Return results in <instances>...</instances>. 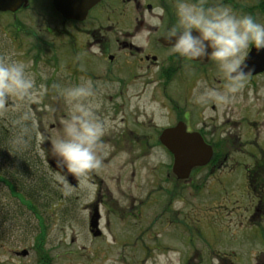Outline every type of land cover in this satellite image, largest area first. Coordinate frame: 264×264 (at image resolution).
Here are the masks:
<instances>
[{
    "label": "flooded vegetation",
    "instance_id": "flooded-vegetation-1",
    "mask_svg": "<svg viewBox=\"0 0 264 264\" xmlns=\"http://www.w3.org/2000/svg\"><path fill=\"white\" fill-rule=\"evenodd\" d=\"M30 1L15 12L0 13H7L15 19L16 13L25 9ZM215 2L208 0L210 4ZM223 2L240 13L264 18V0ZM43 3V8L38 5L42 11L47 9L49 15L60 19L62 24L75 27L72 28L74 34L61 29L54 35L56 32L49 27L42 30L50 35L51 41L55 37L61 40L63 34L66 35L65 50L72 61L65 64L66 79L61 78L59 82L69 86L91 81L95 87V99L110 102L107 108L98 109L99 116L107 123V132L100 145L102 167L90 177L93 194L85 205L89 218L94 212L98 214L94 229L98 235L94 236L88 226L92 240L102 241L105 246L114 244L115 237L107 241L104 233V230L112 228L110 217L118 218L124 226L128 218L139 220L143 214L142 207L148 202L159 203L160 198L157 197L161 186L153 175L149 181L143 178L136 181L135 188L141 198L128 189L124 191V154L129 156L128 163L133 164L159 150L167 156L165 179L172 183L167 190L169 200L161 211L169 213L170 222L175 221L177 215L171 205L178 188L192 185L196 172L206 168L212 171L214 167L221 169L227 165L244 166L242 178L238 180L239 194L247 199L245 213L240 214L242 219L239 221L244 234L239 235L241 238L232 239L227 246L224 239L211 242L206 239V244L201 243L199 259H194L195 254L188 257L185 264H264V143H261L260 132L257 131L264 125V120L241 115L240 109L221 110L215 103L206 106L193 103L194 90L204 86L219 88L223 80L215 74L211 61L188 66L171 54L164 34L165 28L175 19L174 0H98L82 19L62 16L54 9L52 0H43ZM159 9L165 11L164 16H160ZM36 10L45 16L40 8ZM158 19L160 24L156 23ZM108 33H115V39H110ZM62 43L61 40L57 47L61 48ZM263 76L264 71L249 75L248 80ZM172 128L186 134H198L212 149L208 163L194 167L186 179H177L172 173L173 154L161 141L162 132ZM114 162L120 171L115 178L110 172L106 173L108 165ZM57 171L67 181L66 172L61 168ZM232 183L237 187L234 181ZM78 185L79 181L74 178L73 186L78 188ZM146 186L148 191L143 197ZM222 189L228 192L225 185ZM158 216L160 213L151 222H157ZM152 247L151 250H157L160 247L158 241ZM15 255L20 256L21 252L16 251ZM151 255L146 253V258ZM97 257L95 253L93 258Z\"/></svg>",
    "mask_w": 264,
    "mask_h": 264
},
{
    "label": "rangeland",
    "instance_id": "rangeland-1",
    "mask_svg": "<svg viewBox=\"0 0 264 264\" xmlns=\"http://www.w3.org/2000/svg\"><path fill=\"white\" fill-rule=\"evenodd\" d=\"M43 4V0L30 1L25 9L16 13L15 19L7 13H0V61L25 63L37 84L34 98L24 102L11 97L8 99L0 108V123L14 122L22 112L30 113L38 129L37 142L44 144V150H38L43 155V172L52 181L59 198L56 200L54 195L53 198L48 197L49 204L40 215L42 222H39L25 207L21 208V215L18 216L5 213L2 209L5 199L0 195V264H185L186 259L195 254L194 259H199L202 255L201 243L206 244V239L209 242L224 239L223 243L227 246L232 239L241 238L239 235L244 231L240 229V214L245 213L247 199L239 194L238 180L242 178L244 166L227 165L221 169L214 167L212 171L206 168L196 172L192 185L178 188L171 205L177 215L175 221L170 222L169 213H161L163 205L169 200L167 190L172 187V183L165 179L167 156L163 151L154 150L150 156L133 164L128 163L129 156L124 154V191L128 189L141 198L135 188L136 181L138 178L149 181L155 177L161 186L157 197L160 198L159 203L148 202L142 207L140 219L128 218L124 226L118 218L110 217L112 228L104 230V233L107 241L115 237L114 244L105 246L102 241L92 240L88 230L89 212L85 205L92 198L93 187L89 184L81 186L79 182L76 188L49 165L50 160L55 163L50 155V140L61 129V122L67 116L66 106L54 85L68 86L62 85L59 80L66 79L65 64L72 59L67 57L65 50L66 35L60 38L63 43L59 48L57 45L61 40L55 37L51 41L50 35L42 30L49 27L56 32L54 35L61 29L74 34L72 28L75 27L62 24L60 19L50 16L47 9L42 11ZM36 8H40L45 16L39 14ZM255 18L264 23L263 17ZM115 35L107 34L113 40ZM96 101L99 109L110 106V102ZM219 107L224 111L240 109L241 115L264 120V76L249 79L235 103ZM257 131L260 132L261 143H264V125L259 126ZM117 165L115 162L109 164L106 173L110 172L115 178L120 173ZM110 169L116 170L111 173ZM223 185L227 187V193L222 189ZM147 191L148 186L143 188V197ZM7 202L10 203V200ZM157 213H160L157 222H151ZM245 234L248 235V231ZM155 239L160 247L151 250ZM22 250L27 251L26 256L15 255L16 251ZM95 253L97 258H93ZM146 253L152 255L146 258Z\"/></svg>",
    "mask_w": 264,
    "mask_h": 264
},
{
    "label": "clouds",
    "instance_id": "clouds-1",
    "mask_svg": "<svg viewBox=\"0 0 264 264\" xmlns=\"http://www.w3.org/2000/svg\"><path fill=\"white\" fill-rule=\"evenodd\" d=\"M158 11L160 16L165 15L163 9ZM173 15L174 22L165 28L164 34L171 54L188 66L211 61L223 80L219 88L204 86L194 90L193 103L201 106L235 103L252 70L246 63L248 50H264V23L251 14L234 10L223 0L214 4L208 0H174ZM156 23L161 21L158 19ZM54 87L66 106L67 116L50 140V155L58 168L76 178L81 186H87L91 175L102 167L100 145L107 123L98 114L99 104L91 81ZM36 92V81L25 63L0 61V108L10 97L24 102L34 98ZM30 122L31 115L26 111L15 121L14 147L27 145Z\"/></svg>",
    "mask_w": 264,
    "mask_h": 264
},
{
    "label": "trees",
    "instance_id": "trees-1",
    "mask_svg": "<svg viewBox=\"0 0 264 264\" xmlns=\"http://www.w3.org/2000/svg\"><path fill=\"white\" fill-rule=\"evenodd\" d=\"M20 115L14 122L0 123V195L5 199L2 209L5 213L18 216L21 215V208L25 207L42 222L40 215L49 204L48 197L53 198L54 195L58 200L59 195L43 172V155L38 150H42L44 144L37 142L38 129L32 123V117L27 145L14 147L12 144L16 133L15 121ZM9 200L10 203H6Z\"/></svg>",
    "mask_w": 264,
    "mask_h": 264
},
{
    "label": "water",
    "instance_id": "water-1",
    "mask_svg": "<svg viewBox=\"0 0 264 264\" xmlns=\"http://www.w3.org/2000/svg\"><path fill=\"white\" fill-rule=\"evenodd\" d=\"M98 0H52L54 9L66 18H84L87 10ZM28 0H0V12H15L26 5ZM246 63L251 67L249 75L258 74L264 71V50L257 51L250 48L247 52ZM162 143L173 154L172 173L177 179L188 178L194 167L204 166L212 156V149L205 144L198 134L182 133L178 128L166 129L161 134ZM49 165L59 170L53 161ZM67 181L73 185V179L66 173ZM98 214L92 213L89 218V228L94 236L98 232L94 231L97 227ZM26 250L21 251L25 256Z\"/></svg>",
    "mask_w": 264,
    "mask_h": 264
}]
</instances>
